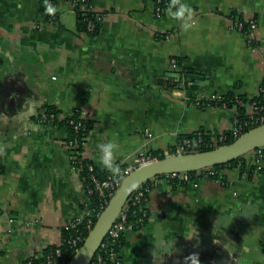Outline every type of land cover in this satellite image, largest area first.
Masks as SVG:
<instances>
[{
	"label": "crops",
	"instance_id": "obj_1",
	"mask_svg": "<svg viewBox=\"0 0 264 264\" xmlns=\"http://www.w3.org/2000/svg\"><path fill=\"white\" fill-rule=\"evenodd\" d=\"M44 1L0 0V264L43 258L90 203L67 130L39 122L46 107L58 120L88 112L80 152L109 171L98 145L110 140L125 166L143 150L163 156L197 131L228 134L234 111L197 107L195 98L255 99L264 76V0H181L193 9L187 29L167 11L157 15L154 0H91L104 15L95 35L77 29L69 0H51L61 28L51 26ZM233 15L256 21L258 51L229 29ZM189 73L203 76L202 88L183 83ZM247 164L250 177L227 170L225 184L153 187L148 221L125 234L121 263L185 264L198 253L201 264H264V171L255 172L252 158ZM216 225H223L219 243ZM162 240L174 242L172 252ZM155 245L169 253L157 258Z\"/></svg>",
	"mask_w": 264,
	"mask_h": 264
},
{
	"label": "built area",
	"instance_id": "obj_2",
	"mask_svg": "<svg viewBox=\"0 0 264 264\" xmlns=\"http://www.w3.org/2000/svg\"><path fill=\"white\" fill-rule=\"evenodd\" d=\"M69 3L74 14V10L77 9L78 12L83 14L84 16L87 14L91 15V17L84 19V33L88 35L95 34V32L100 29L104 21V15L98 12L92 6L91 0H69ZM165 6H167V3H165ZM44 14L47 17L48 23L53 26L54 20L50 17L51 14L47 13L46 11L44 12ZM156 14H161L159 8H157ZM229 29L244 35L247 46L252 52L259 50V45L256 38L258 27L256 21L253 18H247L240 15L233 16L229 21ZM171 64L173 68L177 67L176 60H171ZM233 102L234 103L232 107H230V109L234 111V115L232 119V127L228 133L231 137L236 140L242 134H244V129L250 128L251 130L259 126H264V76L259 87L258 96L255 99L243 101L236 95L233 97ZM194 104L197 107L203 108H209L213 105L221 104L222 107L229 108L227 106V98L224 95L214 96L211 98L197 97L194 100ZM240 109H242V111L244 112L240 113ZM243 113L244 118L242 119ZM76 115L77 117L75 119L68 120L69 125L73 128L75 133L79 132V130L83 128L84 123L88 120V112L85 109H80L76 111ZM57 119V115L45 113L39 118V122L43 125L49 123L53 124L54 120ZM146 134L149 137L151 136V134L147 131ZM205 137L208 138L206 139ZM226 140L227 136L225 134L219 135L217 137H211L206 135L204 132L197 131L192 135V137L184 138L179 141L174 148H171L168 152H165L162 157L165 158L191 154L193 153L192 151L201 148H209L213 150L222 145H225L224 143L226 142ZM69 147L74 151L75 155L73 165L81 174V179L83 181V184L85 185V190L89 196V199L91 197H95L98 201V209L90 208L89 204L81 218L72 220L65 227V229H70L72 231V234H70L69 238L66 241V244L70 249L77 252L79 246L82 245L86 239L84 237V229L88 230L89 233L95 225L92 222L94 213H96L97 217H99L101 212L107 207L108 203L121 186L124 179L136 170L159 160V156H156L146 150L140 151L138 152L136 160L133 164L120 166L119 174L114 175L112 172H110L105 178L100 179L96 176L95 166L82 157V153L78 150L79 144L77 143L76 139L70 140ZM243 157L246 158V160H248V158L253 159L254 163L258 166L256 168L257 171H255L256 173L264 171V147L257 148ZM241 164L242 161H238L236 168L233 169L240 171ZM227 170L232 169L226 168L218 171L215 167H210L197 171L195 172V174H165L154 177L140 185L129 196L125 205L118 214L116 221L106 233L90 264H103L101 255L98 254L100 249H106V246L108 245L113 247L119 246L121 236L128 232L139 230L146 225L149 218L148 210L146 208L148 202V194L153 187L160 186L162 184H170L175 186H183L188 184L194 188H197L201 180H212L220 184H225V174ZM240 173L242 178H248L252 174V171L246 170ZM137 205H140L139 213H134L135 221L131 222L128 220V210L130 207H135ZM82 219H86V224L84 226V229L81 230L78 228V225ZM61 246L62 244L59 247L51 248L50 250H48L42 260L29 258L23 264H58V259L61 256ZM110 253L112 255L110 259L113 264H122L119 253H116L113 248L110 249Z\"/></svg>",
	"mask_w": 264,
	"mask_h": 264
},
{
	"label": "water",
	"instance_id": "obj_3",
	"mask_svg": "<svg viewBox=\"0 0 264 264\" xmlns=\"http://www.w3.org/2000/svg\"><path fill=\"white\" fill-rule=\"evenodd\" d=\"M172 76L175 77L178 82L181 81V76L179 74H173ZM183 83L188 86L202 88L204 80L203 76L200 77L189 73L184 77ZM260 147H264V126L249 130L229 145L225 144L205 152L165 157L136 170L124 179L107 207L97 218L94 227L88 233L84 243L68 264L91 263L106 233L116 221L118 214L129 196L143 183L160 175L192 173L206 168L224 165ZM133 185H135V187H132Z\"/></svg>",
	"mask_w": 264,
	"mask_h": 264
},
{
	"label": "trees",
	"instance_id": "obj_4",
	"mask_svg": "<svg viewBox=\"0 0 264 264\" xmlns=\"http://www.w3.org/2000/svg\"><path fill=\"white\" fill-rule=\"evenodd\" d=\"M154 1H155V4H156V8H159L162 14L166 11V9L168 8V6L170 4V1L169 0H160V1L154 0ZM42 3H43L42 11L44 13L45 12V8H46V4H45V1L42 2ZM165 3H167V6H165ZM74 11H75V18H76L77 29L79 31H81V32H84V29H85L84 19L85 18H88V17H91V15L90 14H87V15L84 16L83 14L79 13L77 9H75ZM233 16H235V15H233ZM50 17L54 20L53 26L54 27H57V28H61V25L58 22V11H57V8H56V12L54 14H51ZM98 31H96L95 34ZM95 34H93V35H95ZM166 36L167 35H163L162 37L163 38H166ZM177 61H178L179 64H181L183 60L182 59H178ZM190 90H193V87H191ZM236 95L237 94H234V93H228V94L224 95L227 98V106L229 108L232 107V105L234 103L233 102V97L236 96ZM237 96L240 99H242L243 101H248V99L245 96H242V95H237ZM218 106H221V104H218ZM44 111H45L46 114H54V115L58 114V112L54 108H52V107H46L44 109ZM239 111H240V113L244 112V111H242V109H240ZM76 117H77V115H76V111H75L74 114H73V116L66 117V118H64L62 120H58V119L57 120H54V123L53 124H55L58 127L65 128L67 130L68 134H69L68 140L69 139L70 140L76 139L77 140V143L79 144V149L78 150L80 151V149H81L80 147L82 146V144H84L86 142V140L88 138L89 132H90L91 127H92V123L89 120H87L84 123L83 128H81L79 130V132L75 133L74 130H73V128L69 125L68 120L75 119ZM243 118H244V113L242 114V119ZM249 130H250V128H246V129H244L243 133H246ZM225 135L227 136V140H226V142L224 144L229 145V144H231V143H233L235 141V139L233 137H231L230 134H225ZM188 137H192V135L191 136H186V137H181L179 139V141H181L184 138H188ZM205 138L207 139L208 137H205ZM210 150L211 149H209V148H201V149H196V150H194L192 152L193 153H199V152H205V151H210ZM162 158H163L162 156H159V159H162ZM238 161H242V164L240 165V172H243V171H246V170L252 171V168L253 167H251V166H249L247 164V160L244 157H241V158H239V159H237L235 161H232V162L227 163V164H224V165L216 166L215 168L218 171L223 170V169H226V168L233 169V168H236V165H237ZM109 173H110L109 171H98L96 169V176L98 178H100V179L105 178ZM191 174H195V172H192ZM89 202H90L89 203L90 204V208H92V209H98L97 208L98 201H97V199L95 197H91ZM139 207H140V205H137L135 207H130L129 208V210H128V220L129 221H131V222H134L135 221V219H134V213L135 214H138L139 213ZM97 218H98L97 217V214L94 213L93 218H92L93 224L96 223ZM85 224H86V219H82L80 221L79 225H78V228L81 229V230L84 229ZM70 234H72V231L70 229L69 230H67V229H64L63 230V234H62V236H63L62 246L60 247V249H61V256L58 259V264H68L70 262L71 258L76 253L75 250L70 249L67 246V244H66V241L69 238ZM87 235H88V230H85L84 229V237L86 238ZM124 239H125V234L123 236H121V241H120L119 246L113 247V246L108 245V246H106V249H102V250L100 249L99 250L98 254L101 255V258L103 260V264H113L112 261H111V259H110L111 256H112L111 253H110V249L113 248L116 253H120L122 247L124 246ZM81 246L82 245H80L79 248ZM52 248H55V247H52ZM50 249L51 248L47 249L46 252H45V254ZM37 260H42V258L41 259H37Z\"/></svg>",
	"mask_w": 264,
	"mask_h": 264
},
{
	"label": "clouds",
	"instance_id": "obj_5",
	"mask_svg": "<svg viewBox=\"0 0 264 264\" xmlns=\"http://www.w3.org/2000/svg\"><path fill=\"white\" fill-rule=\"evenodd\" d=\"M46 8L45 11L50 14H54L56 12V6L51 3V0H45ZM167 14L174 18L181 20L183 22V27L185 29L191 27V24L189 21L192 19L193 16V9L191 6L187 3L181 2V0H171L168 8L166 9ZM101 155L99 157V162L109 171H111L114 175L119 174L120 172V166L116 162V150L118 149L119 145L116 141L110 140L107 143H101L98 145ZM132 187H135L133 185ZM223 226V225H221ZM221 226L217 228V225L215 227V235L217 239L214 242H221L219 237H223L224 233L222 232ZM196 230L191 234L190 237L194 235ZM227 238L224 237L223 243L225 246V240ZM169 243L172 244V250L174 248V242H170L168 240H162L161 241V246L166 247ZM226 248V247H225ZM154 251L159 252V255H154L157 258H163L165 253H169L167 251H160L159 248L155 245ZM185 264H201V261L199 259V254L198 253H192L187 257H184Z\"/></svg>",
	"mask_w": 264,
	"mask_h": 264
}]
</instances>
